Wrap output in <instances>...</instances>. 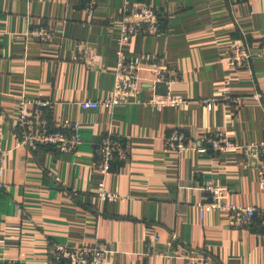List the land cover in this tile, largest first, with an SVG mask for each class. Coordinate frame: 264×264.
I'll return each instance as SVG.
<instances>
[{
	"label": "crops",
	"instance_id": "1",
	"mask_svg": "<svg viewBox=\"0 0 264 264\" xmlns=\"http://www.w3.org/2000/svg\"><path fill=\"white\" fill-rule=\"evenodd\" d=\"M0 0V147L8 151L0 189V264H46L54 244L107 245L103 264H264V233L233 230L227 212L201 219L199 205L218 187L225 201L264 207L260 159L242 151L198 152L227 132L238 144L264 140V58L253 60L256 87L228 64L231 46L264 39V0ZM151 5L167 17L165 31L136 35L122 46L141 64L140 102L111 111L87 108L110 96L127 2ZM55 32L43 44L30 31ZM91 56L83 61L80 49ZM176 68L177 82H159L155 69ZM182 97L181 107H158L154 96ZM208 112L203 100H213ZM46 101L51 122L81 125L82 143L65 154L55 147L18 145V104ZM185 132L189 149L166 147ZM115 136L129 151L102 179L95 169L101 141ZM101 180L116 201H99ZM77 193V194H74ZM157 237L158 241L154 238Z\"/></svg>",
	"mask_w": 264,
	"mask_h": 264
},
{
	"label": "built area",
	"instance_id": "2",
	"mask_svg": "<svg viewBox=\"0 0 264 264\" xmlns=\"http://www.w3.org/2000/svg\"><path fill=\"white\" fill-rule=\"evenodd\" d=\"M230 6L247 0H227ZM96 9V1L92 0L87 6L89 15L93 16ZM161 14L151 5L127 2L123 9L121 18L115 22L118 28L119 48L116 50L117 66L115 68V81L112 93L103 100L88 101L87 108L97 109L107 108L111 111L123 107L127 104L140 102L142 91L141 78L139 72L141 64L134 60H129L124 56L122 46L129 42L136 35L153 36L161 34ZM43 44L52 43L55 32L47 27L36 28L29 33ZM81 59L87 61L91 52L83 47L80 49ZM256 57L264 58V39L256 44L244 38L241 44L231 46L229 51L228 64L233 70H245L250 78L253 87H256L255 74L253 71V60ZM155 76L159 82H177L180 80V72L176 68L159 67L155 69ZM253 99L262 104L261 95L255 93ZM213 100L201 101L208 112L214 109ZM148 104L158 107H181L186 103L182 97L172 95L154 96ZM49 105L46 101L23 100L18 104L17 117L15 119V131L19 146L29 149H37L40 145L55 147L62 153L73 154L77 152L78 146L82 143L81 125L78 122L63 121L51 122L45 115V108ZM264 132V123H263ZM208 146L198 150L200 153L213 151L218 154L242 151L248 156L256 155L260 159L258 169V183L261 191L264 192V140L259 144H238L233 141L227 132L217 133L214 138H209ZM166 147L176 153H182L189 149L188 136L185 132L176 131L165 139ZM129 150L124 147L123 142L115 136L104 138L96 149L95 169L103 179L112 169L115 160L126 161ZM8 151L0 147V189H4V169ZM211 194V200L199 205L201 219L206 213L211 211L227 212L229 227L233 230L255 229L264 233V207L241 206L233 201H225L224 193L215 186L206 188ZM74 194H77L74 192ZM99 201H116L119 198L117 193L106 190L104 181L101 180L97 192ZM158 241V238H154ZM107 250L104 242L97 241L79 246H68L64 244H54L53 252L46 261V264H103V259ZM3 264H18L16 259L4 260Z\"/></svg>",
	"mask_w": 264,
	"mask_h": 264
},
{
	"label": "trees",
	"instance_id": "3",
	"mask_svg": "<svg viewBox=\"0 0 264 264\" xmlns=\"http://www.w3.org/2000/svg\"><path fill=\"white\" fill-rule=\"evenodd\" d=\"M159 19H160V22H161V32L163 33L164 31H165V26H166V24H167V17H162V15L161 16H159ZM144 36V35H143ZM249 41L251 42V43H253L250 39H249ZM258 41H260V40H258ZM257 41V42H258ZM254 44V43H253Z\"/></svg>",
	"mask_w": 264,
	"mask_h": 264
}]
</instances>
